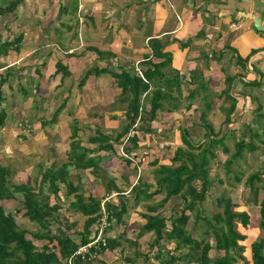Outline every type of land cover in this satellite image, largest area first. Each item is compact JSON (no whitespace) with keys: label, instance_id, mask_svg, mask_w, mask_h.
Masks as SVG:
<instances>
[{"label":"trees","instance_id":"16d2710c","mask_svg":"<svg viewBox=\"0 0 264 264\" xmlns=\"http://www.w3.org/2000/svg\"><path fill=\"white\" fill-rule=\"evenodd\" d=\"M23 1L0 0V26H4L2 31L6 32L12 26L14 20L17 19V13ZM80 17L83 18V16ZM22 41L21 35L11 42L6 40L0 46V58L8 53L10 47L19 50ZM149 48L151 54H147L144 58L145 61L139 64V68L147 82L140 76L136 65L120 66L115 61L116 55L114 53H103L97 48L88 49L98 55V61L105 62L107 60V66L101 68V66L94 64L87 69L82 75L79 87L82 89L90 76L100 77L106 74L115 81L116 90H119V92L117 94L118 99L113 103L112 109L115 111L118 109L124 122L123 128L116 131V136L109 134L102 128H97L93 133L78 119H74L70 128L71 144L67 161L59 169H55V164H52L51 169L46 171L41 169V178L37 180L36 186L26 184L11 186L9 183L11 171L0 166V264H68V260L80 247L91 243L95 236V231H92V229L103 217L102 199L92 195L85 196V189L80 185V182L84 179L81 176L86 171L92 170L93 175L101 178V172L103 171L101 157L90 155L102 151L114 152V145L121 142L123 151L128 156L124 160L129 165L131 161L127 159L138 148L140 140L138 132L151 133L154 128L153 125L165 108L170 106V102L172 100L180 101L181 98H184L182 91L185 83L184 78L178 71L172 69L173 56L166 51L165 41L152 38L149 40ZM71 56L75 57L76 55L73 53ZM155 60L159 61L155 62ZM242 62V60H238L240 65H243ZM113 66H116V68H112ZM55 74L62 76L61 82L66 77L71 76L67 66L62 61L56 64ZM10 77L13 76L11 70L8 69L0 84V131L4 128L7 119L6 111L1 108L5 102L2 87L9 82ZM234 82V78L226 77L227 89L218 96V98L225 96L226 100L230 101V107L225 113V121L221 129L216 132L214 126L207 120L208 112L201 111L200 124L204 130H207V133H204L206 139L195 145L192 139H189V132L182 130V142L188 150L178 148L171 159V166L160 164L158 160L153 162V166H155L153 171L155 183L150 184L140 177L138 183L132 187L130 192L133 196L134 208L143 207L144 213L140 217L145 221L144 225L140 227L136 240L128 239L126 229H124L121 232V237L108 239L106 247L100 246L99 249L93 250V252L101 255L106 250H115L120 247L122 249L124 243H127L131 245L130 248L135 249V252L133 255H127L126 264H143V262L148 264L150 252H156L153 254L155 255L153 260L158 264H177L182 261L187 264H236L238 261H241L242 264H249L244 256L245 247L240 245V242L246 240V236L238 230V224H242L244 228H247L250 222L249 215L245 212H234L233 208L236 207V203L232 198L226 196L217 198V206L221 211L215 213L213 217L203 216L204 213L200 209L212 186L208 178L210 163L217 158L215 148L223 146L226 132L230 129L229 126L235 123L232 118L237 114L239 99L231 94ZM196 83H199V86L196 89H190L189 95L185 97L186 100H195L200 91L198 89H201V91L207 93L204 100L212 101L209 88L204 87L203 83L200 84L198 75L192 77L190 85L194 86ZM249 86L254 87L257 84L251 82ZM65 104L64 102L56 110L50 121L51 124L58 120ZM193 104L190 102L184 108L189 111ZM181 107L180 103L173 110L169 107V112L179 111ZM113 114L112 116L108 114L110 119L114 118ZM241 117L242 115H239L237 120ZM82 130L92 132L88 138V143L95 146V149L82 146L79 137ZM253 131L252 128L243 129L241 138L235 145V153L225 162L228 172L234 161L242 158L246 151L254 152L257 150L253 140H258L259 136L257 133L254 136L255 131ZM251 133L254 139L249 136ZM249 137L251 143L247 141ZM128 142L132 146H127ZM224 153H230V149L225 147ZM70 169L82 172V175H77L79 183L76 182L75 184L73 182ZM261 175V173L250 175L246 185L255 193L254 200L258 201L257 203L261 200L259 228L264 231V197L260 199L259 195L258 198L259 189L255 187L256 181L264 184ZM235 179L237 183L241 182L239 176H236ZM101 180L103 179L101 178ZM261 191L264 194V185H262ZM118 192L122 193V191ZM17 195L22 197L24 216L39 226L38 232L30 233L27 229L20 228L16 214L22 211V208L19 207L14 210V213L5 210L2 205L5 201L10 202L18 199ZM160 195L163 196V199L157 201L155 198ZM52 199L55 202L54 205H51ZM171 201L175 203L171 207L169 215H167L162 210ZM127 202L128 204L125 201V196L121 195L120 210L112 205H105L110 221L115 220L117 226L121 224L125 227V215L129 213L131 207L129 200ZM149 202H152V204ZM65 204L68 206L65 207ZM179 207H182V209L178 210ZM68 212L79 214L85 218L82 230L78 228L77 222L70 223L67 220H62ZM187 212H190L191 215L194 214L195 227L198 221H203L206 227L204 230L206 238L198 239L188 229L192 217ZM150 233L152 238L149 241L146 240L144 244H140L139 241ZM208 237H212L214 243H211L207 239ZM37 241H44L46 245L38 247L36 245ZM172 246L175 247L172 248ZM184 248L188 249L187 255L180 253ZM146 249H148L147 252ZM212 251L223 254L213 256ZM144 252L147 254L144 255ZM91 262L82 261L80 258L74 260V264H91ZM252 263L264 264L263 238L252 244Z\"/></svg>","mask_w":264,"mask_h":264},{"label":"crops","instance_id":"0c3cea01","mask_svg":"<svg viewBox=\"0 0 264 264\" xmlns=\"http://www.w3.org/2000/svg\"><path fill=\"white\" fill-rule=\"evenodd\" d=\"M165 5L169 11L164 13L163 8ZM175 13L182 17L183 22H178ZM251 15H256L264 25V0H24L19 7L17 19L12 24L18 26L16 28L15 25L13 28L10 26L6 31V37H2L3 31L1 28H4V26H0V46L6 40L12 41L10 38L13 37L8 33L12 36L17 35V37L21 35L23 38L19 50L10 47L8 53L2 55L0 70L3 72L21 63L25 65L23 62L32 60L44 65V67L53 64L55 68L56 64L62 61L71 74L74 72L73 63L82 64L80 70L82 75L94 64L101 66V68L107 66V60L105 62L98 61V55L89 51V48H97L103 53H114L117 65H133L145 61V56L151 54L150 39H161L166 43V51L173 56L172 68L184 78L183 97L189 95L190 89H196L199 86V83L194 86L190 85L193 76L198 75L200 84L203 83L204 87L209 88V92L213 95L212 101L203 100L201 95L207 93L198 89L200 90L198 94L201 104L200 109L193 106L188 112L192 110L197 112L207 111V120L215 127L216 132L223 126L225 116L222 120V115L230 107V101L226 100L225 96L220 98L218 96L227 89L226 77L235 79L231 88V94L239 99L237 114L232 118L235 123L229 126V134H226V139L222 144L224 148L220 147L219 151H215L216 156L220 153L225 155L224 149L227 147L225 145L228 140L227 137L236 135V145L241 138L243 129L252 128L254 130L259 126L262 127L259 118H264V32L256 30L253 19L247 17ZM80 16L84 18L81 23L82 27L79 25ZM15 29H17V32ZM119 32H121V44L114 40L111 45L110 40L113 39L110 38L117 37ZM73 53L76 55L75 57L71 56ZM253 53L255 54L253 55ZM239 59L243 61V65L238 63ZM158 61L155 60V62ZM35 70L38 76L34 74L32 77L39 78V83L37 80L35 81L38 86L44 78L43 68L37 67ZM50 70H52V67H50ZM109 77L106 74L100 77L90 76L84 87L85 92L88 89L93 90L92 96L100 98L99 100L103 101L100 103L101 105L104 104L101 97L107 96L110 92ZM1 79H3L2 75L0 76V82ZM251 82L256 83L257 86H249ZM94 84L96 87H94ZM205 102L209 103L206 104ZM84 106L87 107L85 104ZM116 115L118 114L114 113L113 117ZM239 115H242V117L237 120ZM105 118L110 121L108 114ZM256 133L257 131L253 135L255 136ZM249 136L253 138L252 133ZM250 137L249 140L251 141ZM67 140L69 143L66 150L63 153L59 151V155L65 158L66 161L71 144V139ZM80 140L82 146L95 149V146L88 143V139ZM145 140H139L138 148L127 159L131 161L129 165L119 153L123 150L121 142L114 145V152L102 151L90 155L101 157V168L105 178L101 180V178L96 177L93 175L92 170L86 171L84 175H82V172L75 170L76 174L82 175L87 180L84 188L90 191L85 196L92 195L100 198L102 203L105 202V205L109 204L120 210L121 195H123L126 203L128 204L127 201L129 200L130 205L133 204V207H135L130 191L138 183V179L145 176L147 169L154 168L153 162L157 160L160 164L171 166V159L174 157L175 151L182 148L179 145L173 146L172 141L174 139H161L159 144L164 147L167 146L164 149L169 152V154L163 155L157 153L159 150L151 149L150 141L147 143ZM176 140V144L182 143V139ZM259 140L260 143L256 151H263L260 146L264 144V138ZM44 142L45 140L41 139V143ZM128 145L132 146L129 142ZM261 147L264 148V146ZM246 153L242 158H246L244 157ZM248 158H251V156ZM225 162L223 161V164ZM53 163H51V166ZM61 166L55 169H59ZM136 169H138L137 173ZM46 170L48 169H43V171ZM70 170L72 176V170L74 169ZM40 171L42 172L41 169ZM40 178L41 173L38 180ZM34 182L36 183L37 180ZM149 183L152 184L155 181ZM25 184L31 186L28 183ZM231 188L234 192L229 197L236 203V207L233 208L234 212H245L250 217L247 228H244L242 224H238V230L246 236V240L240 242V245L244 246V243L251 240L249 247L251 258L246 259L249 264H253L252 244L260 237L264 239V231L259 228L261 200L257 204L253 203L247 198V195L245 197L237 196L239 194L238 190L236 189V191L234 187ZM118 191H122V193ZM259 195L260 199L264 197L262 191ZM54 204L55 202L52 199L51 205ZM67 206L65 204V207ZM138 208L140 206L134 211H140ZM16 209L18 208L9 212L15 213L14 210ZM256 209L259 216L257 229L250 225L252 223L251 211L256 212ZM134 211H129L125 215V227L121 224L117 226L115 220L110 221V227L106 233L107 240L121 237V232L124 229H126L128 239L136 240L140 227L144 225L145 221L144 219L141 220L139 218L140 214H136ZM24 214V210L19 213L22 218L20 221L32 225L33 222L26 218ZM68 216H73L74 219H70ZM62 220H67L70 223L77 222L78 228L81 230L85 223L84 217L72 212L64 215ZM38 231L39 226L37 225L36 232ZM150 238H152L151 233L145 235L139 242L144 244ZM37 243L41 244V247L46 245L44 241H37ZM37 243L36 245H38ZM130 247V244L124 243L122 249L120 247L115 250H106L103 254L98 255L91 264H126L127 255H133L135 252V249ZM143 254L146 255L147 253L144 252ZM149 264L158 263L153 260V263L150 262Z\"/></svg>","mask_w":264,"mask_h":264},{"label":"rangeland","instance_id":"374dc122","mask_svg":"<svg viewBox=\"0 0 264 264\" xmlns=\"http://www.w3.org/2000/svg\"><path fill=\"white\" fill-rule=\"evenodd\" d=\"M163 9L164 13L169 11L166 5ZM175 15L178 22H183V19L180 15H178L177 13H175ZM122 18L123 16L121 17V20ZM81 20L84 21V18H81ZM14 25L15 28L18 26L16 24ZM14 25H12L11 28H13ZM79 25L81 26V22ZM15 31L17 32V29H15ZM8 35L13 37L10 38L11 40H14L17 37V35ZM120 35L121 32H119V35L117 37H111L110 39L113 40H110V44L112 45L114 40H116V42H120L121 44ZM6 36L7 33L3 31L2 37ZM23 63L25 65L21 63L10 69L13 77H10L9 82L2 87L5 102L3 103L1 108L6 111L7 119L4 128L0 131V166L6 167L11 171V176L9 177V183L11 186L21 185L22 183H28L29 185L34 186L35 184H37V182L35 183L34 181L39 179V175L41 173L40 169H51L52 162H54L53 164H55L56 167L64 164L66 159L62 158L59 155V151H62L63 153L68 146L69 142L67 139H70V128L74 119H78L81 123L85 122L84 125L88 123V125L86 126L87 128L91 129L93 133L97 128H102L104 131H107L109 132V134L114 136H116L117 134L116 131H120L124 126V122L120 117L121 113L118 112V109H116V111L112 109L113 103L118 99L117 93L119 92V90H116V83L112 78L109 77L110 92L107 94V96L101 97V99L103 98L104 100V104L101 105L100 103H102L103 101H100V98L98 99L95 98V96H92V89H88L87 92H85V86L82 89H80L79 87L82 75H84V72L81 75L80 71L82 69V64H78V62L73 63L72 66L74 72L71 74V76L66 77V79L61 82L62 76L55 74L56 67L54 68L53 64H48L46 67H44V65L38 64L33 60ZM136 64L133 65L135 66ZM37 67L43 68L42 71L44 74V78L42 79L41 84H38V86L37 82L39 83V78H36V76L38 75L36 74L35 70ZM50 67H52V70H50ZM113 68L115 69L116 66H113ZM6 71L8 70H5L3 72H1L0 70V76L2 75V78L6 76ZM53 71L55 72L53 73ZM34 74L36 76L32 77ZM36 80L37 82H35ZM94 87H96L95 84ZM201 96L204 100L205 95ZM210 98H212V95H210ZM64 102L66 104L63 112L58 117V120L55 123L51 124L50 121L54 113ZM190 102L194 103L192 107L197 106V108L200 109L201 104L199 102V95L196 96L195 100L193 101H187L185 97L181 98L180 101L172 100L169 107L173 110L180 103V105L182 106L181 109L179 111L172 112L171 114V112H169V107L167 106L163 113H161V115L159 116L156 123L153 125L154 128L151 130V133L145 134L140 131L138 132L139 139H146L145 141L147 143L148 141H150L151 149L159 150L157 153L163 155H167L169 154V152L164 149L167 146L164 147L159 144L161 142V139H174L172 141L174 147L179 145L185 150H188L183 142H179L178 144H176V139H182V130H187L189 132V139H192V142L195 145H198L200 142L204 141L206 139V134L204 135V133H207V130H204L201 127V112H197L196 110L188 112V110L184 108V106L188 105ZM205 103L207 104L208 102ZM84 104L87 105V107L84 106ZM112 113L118 114V116H116L117 119L116 117H114L109 121L104 118L107 114H110L112 116ZM217 114L219 115L220 113ZM223 114L224 115H222V120L225 116V113ZM120 120L121 122H119ZM259 121L262 127L259 126V128H256L254 130L257 131L259 139H262L264 138V118H259ZM219 129L217 130V132L219 131ZM228 132L229 131H227L226 134H229ZM91 134L92 132L90 130H82L79 137L80 139H88ZM235 136L236 135L227 137L228 140L226 141L225 145L230 149V153H224L225 155H222L221 153L220 155L217 154V158L212 160L211 166L209 167L208 179L211 182L212 186L209 189V193L206 197L205 202H203L200 206V209L204 213L203 216L205 217L211 218L215 213L221 211L217 206V198L220 196H226L228 198L229 195L234 192L231 190V187H234L235 190H238L239 194L237 196L245 197L247 195V198H249L251 202L256 204L258 202L254 200V198L256 197L255 193L250 190V187L246 185V181L248 177L253 173H261L264 183V148L261 147L264 146V144L260 146L263 151H246L249 152H245L246 155L244 157L246 158L237 159L236 161H234V163L230 166V171L228 172L225 164H223V161H227L235 152V141L237 139ZM41 139L45 140V142L41 143ZM259 139L255 140L254 142L256 146H258L260 143ZM248 142H250L249 139ZM223 146L216 147L215 151H219L220 147ZM119 153L123 159H126L123 156V150H121ZM249 155L251 156V158H248L250 157ZM154 169L155 168L152 167L147 169L145 176H143L142 178L147 182L155 181V174H153ZM101 174V178L104 180L105 175H103V172H101ZM77 175L78 174H76V171L72 170V180L75 184L76 182L79 183L78 176L80 175ZM236 176H239L241 178V183H237L235 179ZM86 181V178H84L80 182V185L84 187ZM262 185L264 184H260L257 181L255 182V187L259 189V194ZM89 191L90 190L87 189L85 190V193L87 194L89 193ZM17 196L18 199L14 201H5L2 203V205L5 207V210L10 211L19 207L22 208V197L21 195ZM155 199L160 201L163 199V196H157ZM149 203L152 204V202ZM174 203L172 202L170 204H167L162 211L165 214L169 215V211L171 210V207ZM138 209L140 211H134L136 210V208H134L133 206L130 207V211H134V213L140 214L139 216H141L144 211L143 207L140 206V208ZM181 209L182 207L178 208V210ZM19 213H21V211L16 214V217L18 219L20 228L27 229L32 233L36 232V223L28 225V223L21 222L20 220L22 218L19 216ZM187 214L191 215L190 212H187ZM251 215L252 223H250V225L257 229L259 220L257 209L256 212L251 211ZM68 217L70 219H74L73 216ZM191 217L192 218L190 220L188 229L195 235L196 238H206L204 234V230L206 229V227L204 226L203 221H198L196 223L197 226L195 227L194 214L191 215ZM139 218L143 220L142 217ZM95 228L96 227H94L92 231ZM261 238L262 237L258 238L257 240ZM207 239L211 243H214L212 237H208ZM250 241L248 240L246 243H244V246L246 248V255L244 253V256H246L247 259L251 258L249 249ZM37 246L41 247V244H38ZM173 247L175 246H172V248ZM147 251L148 249H146V252ZM154 253L156 252H150V261L148 262V264L150 262L153 263V258L155 256L153 255ZM180 253L187 255L188 249L184 248ZM211 254L215 256L223 253L212 251ZM177 264L187 263L182 261ZM236 264L242 263L241 261H238Z\"/></svg>","mask_w":264,"mask_h":264},{"label":"built area","instance_id":"2783aa9c","mask_svg":"<svg viewBox=\"0 0 264 264\" xmlns=\"http://www.w3.org/2000/svg\"><path fill=\"white\" fill-rule=\"evenodd\" d=\"M80 22L82 23L83 20H81L80 17ZM139 64H136L137 71L139 72L140 76L143 78L145 82L146 79L144 78L143 73L141 72L139 68ZM124 157L126 156L125 153H123ZM102 218L97 224L95 228V236L91 243L88 245L82 246L78 249V251L68 260V264H74V260L76 258H80L82 261H94L97 257L98 254L96 252H93V250L99 249L100 246L106 247L107 246V229L110 227V219H109V213L106 210L105 202L102 203Z\"/></svg>","mask_w":264,"mask_h":264},{"label":"water","instance_id":"95a60500","mask_svg":"<svg viewBox=\"0 0 264 264\" xmlns=\"http://www.w3.org/2000/svg\"><path fill=\"white\" fill-rule=\"evenodd\" d=\"M247 17H251L253 19L254 27L256 28L257 31L264 32V25H262L260 19L256 15H251Z\"/></svg>","mask_w":264,"mask_h":264}]
</instances>
